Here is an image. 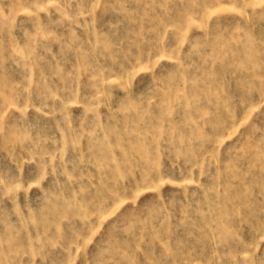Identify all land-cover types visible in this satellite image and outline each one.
<instances>
[{
    "label": "rangeland",
    "instance_id": "rangeland-1",
    "mask_svg": "<svg viewBox=\"0 0 264 264\" xmlns=\"http://www.w3.org/2000/svg\"><path fill=\"white\" fill-rule=\"evenodd\" d=\"M0 264H264V0H0Z\"/></svg>",
    "mask_w": 264,
    "mask_h": 264
}]
</instances>
